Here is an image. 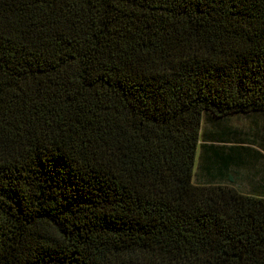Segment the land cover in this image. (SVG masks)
I'll use <instances>...</instances> for the list:
<instances>
[{
	"label": "trees",
	"instance_id": "obj_1",
	"mask_svg": "<svg viewBox=\"0 0 264 264\" xmlns=\"http://www.w3.org/2000/svg\"><path fill=\"white\" fill-rule=\"evenodd\" d=\"M253 111L264 0H0V264H264V198L192 183Z\"/></svg>",
	"mask_w": 264,
	"mask_h": 264
},
{
	"label": "crops",
	"instance_id": "obj_2",
	"mask_svg": "<svg viewBox=\"0 0 264 264\" xmlns=\"http://www.w3.org/2000/svg\"><path fill=\"white\" fill-rule=\"evenodd\" d=\"M230 118L234 124L247 123L253 129L249 143L239 139L241 132L225 126ZM226 133L239 138L226 142L222 140ZM192 183L229 186L244 196L264 198V111L234 113L222 118L203 113Z\"/></svg>",
	"mask_w": 264,
	"mask_h": 264
},
{
	"label": "rangeland",
	"instance_id": "obj_3",
	"mask_svg": "<svg viewBox=\"0 0 264 264\" xmlns=\"http://www.w3.org/2000/svg\"><path fill=\"white\" fill-rule=\"evenodd\" d=\"M227 123L225 124V126L228 127V129H236L238 131V133H242V136H240V138L238 136H234V134H227L225 135L224 139L222 140H225L226 142H232V140H238L241 139L242 141L246 142V143H249L250 140L252 139V135L251 133L253 134V129L250 128V126L247 124V123H241V125H238V124H234L233 123V118H230L226 121ZM251 131V133H250ZM231 144H234V143H231Z\"/></svg>",
	"mask_w": 264,
	"mask_h": 264
}]
</instances>
